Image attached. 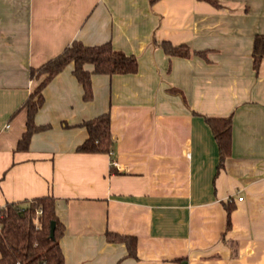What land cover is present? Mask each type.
Listing matches in <instances>:
<instances>
[{
    "label": "crops",
    "instance_id": "obj_1",
    "mask_svg": "<svg viewBox=\"0 0 264 264\" xmlns=\"http://www.w3.org/2000/svg\"><path fill=\"white\" fill-rule=\"evenodd\" d=\"M222 2L0 0V208L53 195L66 264H264V0ZM75 41L111 42L139 69L94 75L85 101L68 66L36 116L52 128L18 151L32 69ZM164 41L193 54L169 56ZM107 112L113 154L77 152L79 125ZM229 116L221 165L206 117ZM108 233L136 238V255Z\"/></svg>",
    "mask_w": 264,
    "mask_h": 264
},
{
    "label": "trees",
    "instance_id": "obj_2",
    "mask_svg": "<svg viewBox=\"0 0 264 264\" xmlns=\"http://www.w3.org/2000/svg\"><path fill=\"white\" fill-rule=\"evenodd\" d=\"M158 1L160 0H150L152 4ZM198 1L206 2L216 9L224 8L222 0ZM161 47L169 56L189 58L193 54L187 44L176 46L164 41ZM198 54L204 56L202 52ZM253 59L255 70L259 72L264 59V35L255 37ZM70 65H73V74L83 87L85 101H91L94 97V75H127L136 73L139 69V61L135 55L117 50L111 42L88 46L81 41H75L55 58L33 68L31 77L36 86L25 103L28 118L26 130L17 145L18 151H28L36 134L52 128L50 124H37L36 116L45 105L46 87ZM206 121L217 140L223 165L224 160L231 154L232 116L206 117ZM79 126L87 129L88 138L77 147V152L112 153L115 137L109 112L84 121ZM231 211L232 208L229 209V214ZM53 222L54 237L51 236ZM64 234L65 225L57 214V199L53 195L8 203L0 208V264H66L61 247ZM108 239L111 242L127 244L129 255H136V238L108 233Z\"/></svg>",
    "mask_w": 264,
    "mask_h": 264
},
{
    "label": "water",
    "instance_id": "obj_3",
    "mask_svg": "<svg viewBox=\"0 0 264 264\" xmlns=\"http://www.w3.org/2000/svg\"><path fill=\"white\" fill-rule=\"evenodd\" d=\"M54 233H55V222H53L51 225V236L52 237H54Z\"/></svg>",
    "mask_w": 264,
    "mask_h": 264
},
{
    "label": "built area",
    "instance_id": "obj_4",
    "mask_svg": "<svg viewBox=\"0 0 264 264\" xmlns=\"http://www.w3.org/2000/svg\"><path fill=\"white\" fill-rule=\"evenodd\" d=\"M113 154V153H112ZM116 164V163H115Z\"/></svg>",
    "mask_w": 264,
    "mask_h": 264
}]
</instances>
